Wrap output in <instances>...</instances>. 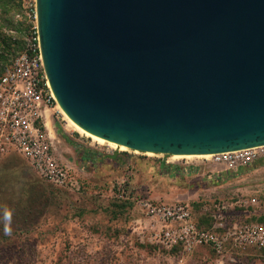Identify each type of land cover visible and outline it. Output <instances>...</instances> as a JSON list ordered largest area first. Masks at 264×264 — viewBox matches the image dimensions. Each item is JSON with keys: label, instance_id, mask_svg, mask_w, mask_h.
Returning <instances> with one entry per match:
<instances>
[{"label": "water", "instance_id": "water-1", "mask_svg": "<svg viewBox=\"0 0 264 264\" xmlns=\"http://www.w3.org/2000/svg\"><path fill=\"white\" fill-rule=\"evenodd\" d=\"M63 112L130 150L264 146V0H35Z\"/></svg>", "mask_w": 264, "mask_h": 264}, {"label": "rangeland", "instance_id": "rangeland-1", "mask_svg": "<svg viewBox=\"0 0 264 264\" xmlns=\"http://www.w3.org/2000/svg\"><path fill=\"white\" fill-rule=\"evenodd\" d=\"M20 10L13 26L0 27V69L22 44L27 25L17 17ZM57 109L53 104L47 110L44 130L79 189L47 183L17 154L0 156V264H264V247L216 254L201 246L176 262L152 241L153 222L134 202L115 197L127 181L135 196L188 204L204 228L211 227L221 202L228 204L225 227L235 220L264 226V146L252 150L253 162L233 169L212 156L122 150L72 128Z\"/></svg>", "mask_w": 264, "mask_h": 264}, {"label": "built area", "instance_id": "built-area-1", "mask_svg": "<svg viewBox=\"0 0 264 264\" xmlns=\"http://www.w3.org/2000/svg\"><path fill=\"white\" fill-rule=\"evenodd\" d=\"M21 17L27 28L22 44L0 74V156L17 154L46 182L62 188L79 189L69 167L54 153L53 141L44 130L47 110L57 102L49 86L41 55L36 23V1L20 0ZM62 114L60 109H57ZM261 147V146H258ZM257 147L211 154L216 163L229 169L255 159ZM127 181L117 186L118 200L132 201L148 218L152 241L167 256L182 262L196 247H210L216 254L227 248L264 247V226L256 221L235 220L223 225L228 204H215L211 227L199 226L192 208L181 202L165 203L145 195L135 196ZM225 228V229H224Z\"/></svg>", "mask_w": 264, "mask_h": 264}, {"label": "trees", "instance_id": "trees-1", "mask_svg": "<svg viewBox=\"0 0 264 264\" xmlns=\"http://www.w3.org/2000/svg\"><path fill=\"white\" fill-rule=\"evenodd\" d=\"M19 10H20V0H0V27H3V26L4 27L13 26V24H12L13 23V20H12L13 19V16ZM2 46H3L2 47L3 49L6 48L5 49L6 52H9V54H11V52L9 51L10 48H11V43L9 41L8 42L7 41H4V43L2 44ZM11 56H13V55H11ZM0 57L4 58L5 55L3 53H0ZM5 67H2L0 69V74L3 72V70L5 69ZM162 165L164 167H169L171 169H174L175 168L172 165H165V164H162ZM193 169L194 168L192 166H189V167H187L186 171L187 172H192ZM60 188H62V187H60ZM262 219H264V216L262 217Z\"/></svg>", "mask_w": 264, "mask_h": 264}, {"label": "bare ground", "instance_id": "bare-ground-1", "mask_svg": "<svg viewBox=\"0 0 264 264\" xmlns=\"http://www.w3.org/2000/svg\"><path fill=\"white\" fill-rule=\"evenodd\" d=\"M58 105V104H57ZM59 107V105H58ZM60 111L63 113L64 117L66 118L67 123L74 129L84 133L85 135L89 136L90 138H92L93 140L97 141L98 143H106L107 145H110L112 147H119L122 150H126L128 149L126 146L124 145H117L114 142L105 140L104 138H101L99 136H96L94 134H91L89 132H87L86 130H84L83 128H81L78 124H76L73 120H71L64 112L63 110L59 107ZM135 151V150H134ZM145 153H151V152H145ZM211 154H199V155H178V154H172L171 157L172 158H190V157H208Z\"/></svg>", "mask_w": 264, "mask_h": 264}]
</instances>
